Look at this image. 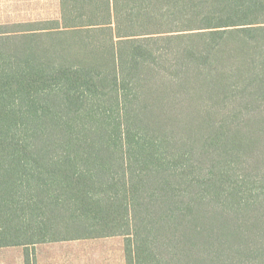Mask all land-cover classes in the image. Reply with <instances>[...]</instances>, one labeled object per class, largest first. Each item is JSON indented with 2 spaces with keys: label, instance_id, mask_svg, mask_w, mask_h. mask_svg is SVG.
<instances>
[{
  "label": "trees",
  "instance_id": "16d2710c",
  "mask_svg": "<svg viewBox=\"0 0 264 264\" xmlns=\"http://www.w3.org/2000/svg\"><path fill=\"white\" fill-rule=\"evenodd\" d=\"M57 6L0 24V248L264 264V0Z\"/></svg>",
  "mask_w": 264,
  "mask_h": 264
},
{
  "label": "crops",
  "instance_id": "0c3cea01",
  "mask_svg": "<svg viewBox=\"0 0 264 264\" xmlns=\"http://www.w3.org/2000/svg\"><path fill=\"white\" fill-rule=\"evenodd\" d=\"M113 238H103L90 240H72L67 242H54L44 243L33 246L32 255H28L29 264H125L122 247L119 243L116 244L115 254L107 250L105 256H97L89 248L96 249L95 243L104 246L106 242L112 241ZM92 244V245H91ZM25 248L22 247H9L0 248V264H25ZM29 253V252H27ZM26 253V256H27ZM32 261V262H31Z\"/></svg>",
  "mask_w": 264,
  "mask_h": 264
},
{
  "label": "rangeland",
  "instance_id": "374dc122",
  "mask_svg": "<svg viewBox=\"0 0 264 264\" xmlns=\"http://www.w3.org/2000/svg\"><path fill=\"white\" fill-rule=\"evenodd\" d=\"M57 5L58 0H0V24L56 20L59 18V6ZM122 242L123 239L120 237L113 238L112 241L106 242L109 243L106 244L105 247L108 249L103 248L104 246L102 245L104 242H97L95 245L98 246L94 247L96 249L89 248V251H92L97 256H105L107 250L110 253L111 250H113V256L115 257L116 244L119 243L122 247ZM98 243H102V245H99ZM23 250L25 251V256L27 252H29L27 253V256L29 254L32 255L30 251L33 253L32 247Z\"/></svg>",
  "mask_w": 264,
  "mask_h": 264
}]
</instances>
